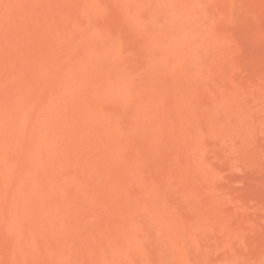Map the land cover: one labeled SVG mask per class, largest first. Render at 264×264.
I'll list each match as a JSON object with an SVG mask.
<instances>
[{
	"label": "rangeland",
	"instance_id": "1",
	"mask_svg": "<svg viewBox=\"0 0 264 264\" xmlns=\"http://www.w3.org/2000/svg\"><path fill=\"white\" fill-rule=\"evenodd\" d=\"M0 264H264V0H0Z\"/></svg>",
	"mask_w": 264,
	"mask_h": 264
},
{
	"label": "bare ground",
	"instance_id": "2",
	"mask_svg": "<svg viewBox=\"0 0 264 264\" xmlns=\"http://www.w3.org/2000/svg\"><path fill=\"white\" fill-rule=\"evenodd\" d=\"M166 1V0H165ZM179 6V5H178ZM195 6V5H194ZM182 13V12H181ZM182 15V14H181ZM183 16V15H182ZM193 17H195V16H193ZM192 16L190 17V18H193ZM180 18V17H179ZM195 19V18H194ZM193 19V20H194ZM179 21H181V20H179ZM192 21V20H191ZM183 22V21H182ZM192 23V22H191ZM175 24V23H174ZM188 24V23H187ZM162 25V24H161ZM178 26L175 28V31H173L172 33H173V35L171 34V36L173 37V41L176 43V44H180L179 43V41L182 39V37L183 36H185V37H190L191 35L192 36H194L193 34L195 33L194 31H195V28H193V27H189L188 26V29H183V28H181L179 25H180V23L179 24H177ZM185 25V24H184ZM184 27V26H183ZM185 27H186V25H185ZM171 28V27H170ZM187 28V27H186ZM182 29V30H181ZM198 29V28H197ZM197 29H196V31H197ZM183 30H185V31H183ZM198 35V34H197ZM187 37V38H188ZM192 38H194V37H192ZM171 40V39H170ZM189 40V39H188ZM195 40V39H194ZM172 41V40H171ZM172 41V42H173ZM193 42V41H192ZM191 42V43H192ZM173 44V43H172ZM176 44H174V45H176ZM183 44H184V42H183ZM173 45V46H174ZM181 46V45H180ZM108 47V46H107ZM106 47V48H107ZM110 47V46H109ZM196 48V47H195ZM191 50V49H190ZM177 52V51H176ZM117 78V77H116ZM120 84V83H119ZM124 86V85H123ZM120 87V86H119ZM122 88V87H121Z\"/></svg>",
	"mask_w": 264,
	"mask_h": 264
}]
</instances>
